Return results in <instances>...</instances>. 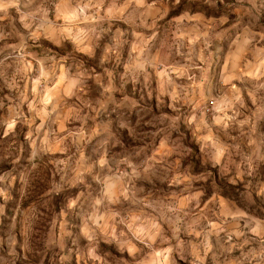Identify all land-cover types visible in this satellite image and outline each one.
Wrapping results in <instances>:
<instances>
[{
	"label": "clouds",
	"instance_id": "1",
	"mask_svg": "<svg viewBox=\"0 0 264 264\" xmlns=\"http://www.w3.org/2000/svg\"><path fill=\"white\" fill-rule=\"evenodd\" d=\"M2 143L0 264H264V0H0Z\"/></svg>",
	"mask_w": 264,
	"mask_h": 264
},
{
	"label": "rangeland",
	"instance_id": "2",
	"mask_svg": "<svg viewBox=\"0 0 264 264\" xmlns=\"http://www.w3.org/2000/svg\"><path fill=\"white\" fill-rule=\"evenodd\" d=\"M7 90H5L6 93ZM159 115V113H157ZM150 118V114L148 116H145V119ZM8 151V144L2 143L0 144V154H3ZM46 161L41 164L40 170L36 177V188L37 191L43 186V182L45 177L48 175V169L46 167ZM185 167H188V165H191V169L193 174H197L200 170V160L196 159L195 157L189 158L188 160L182 162ZM0 171H8V168L5 165H0Z\"/></svg>",
	"mask_w": 264,
	"mask_h": 264
}]
</instances>
